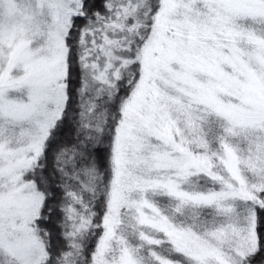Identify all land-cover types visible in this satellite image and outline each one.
<instances>
[{
  "label": "snow or ice",
  "instance_id": "obj_1",
  "mask_svg": "<svg viewBox=\"0 0 264 264\" xmlns=\"http://www.w3.org/2000/svg\"><path fill=\"white\" fill-rule=\"evenodd\" d=\"M0 264H264V0H0Z\"/></svg>",
  "mask_w": 264,
  "mask_h": 264
}]
</instances>
